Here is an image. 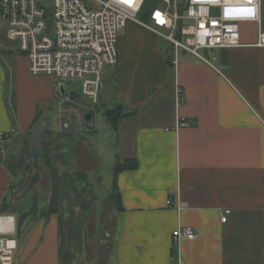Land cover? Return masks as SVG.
Wrapping results in <instances>:
<instances>
[{
  "label": "crops",
  "instance_id": "0c3cea01",
  "mask_svg": "<svg viewBox=\"0 0 264 264\" xmlns=\"http://www.w3.org/2000/svg\"><path fill=\"white\" fill-rule=\"evenodd\" d=\"M240 30L241 45L214 49L213 64L163 45L135 21L121 32L99 100L134 112L113 129L112 159L135 158L138 167L117 175L123 209L115 207L103 264H264V47L256 45L264 0L260 18ZM15 50L0 61V131L11 132L0 146V213L11 212L22 170L10 148L40 119V102L60 94L53 77L31 74ZM46 210L45 203L19 210L14 264H61L60 213ZM180 226L199 235L175 243Z\"/></svg>",
  "mask_w": 264,
  "mask_h": 264
},
{
  "label": "built area",
  "instance_id": "2783aa9c",
  "mask_svg": "<svg viewBox=\"0 0 264 264\" xmlns=\"http://www.w3.org/2000/svg\"><path fill=\"white\" fill-rule=\"evenodd\" d=\"M161 1L144 20L140 13L147 0H0V20L17 51L27 56L31 74L51 76L66 89L68 81L80 79L82 93L98 102L104 70L117 64L120 34L129 21L213 64L214 49L241 45L240 22L260 18L261 0ZM256 45L264 47V31ZM10 138L11 132L0 131V146ZM16 233V215L0 213V264H14ZM198 235L190 226L173 232L175 243Z\"/></svg>",
  "mask_w": 264,
  "mask_h": 264
},
{
  "label": "rangeland",
  "instance_id": "374dc122",
  "mask_svg": "<svg viewBox=\"0 0 264 264\" xmlns=\"http://www.w3.org/2000/svg\"><path fill=\"white\" fill-rule=\"evenodd\" d=\"M161 4V0H147L145 12L151 14L153 8ZM5 23L0 20V61L3 63L7 57L2 54L10 50L16 51L12 39L6 35ZM167 42L163 41L162 44L167 45ZM211 60L215 63L214 59L211 58ZM112 67L108 65L105 71L113 73L114 68ZM67 92L68 94L65 96L58 94L57 98L40 102V119L28 135H24L17 143H14L9 150L8 157L13 163L15 155L16 157L18 155L20 158L18 165L21 167L27 161L32 162L29 156L31 153H39L43 149L35 144V139L41 144L45 139L46 143L53 142L54 145L58 141L68 139L69 135H72L75 140L79 138L87 146V152H84L83 149V151L79 150L80 153L81 151L83 153V156L80 154V162L72 160L73 156L54 160L44 158L40 153L41 168H36L32 162L30 171L25 169L16 171V185L23 179H27L24 191L31 194L26 196L25 201L15 205V213L19 226L21 223L19 210L22 205H32L35 202L37 207L45 203L46 209L59 210L63 256L67 257L68 255L69 264H103L107 260L108 255L105 254L109 246L108 241L105 240H111L110 232L115 227L114 216L117 214L111 200L114 179L112 147L116 139L113 128L106 122L104 116V111L109 105L100 100L94 102L86 97L82 93L80 79L68 81ZM68 98L73 100L68 101ZM76 107H79L80 119ZM87 111L92 112L91 119H85ZM40 120L47 122V127L42 132L35 129ZM65 133L66 136L56 138L57 135ZM24 139H27L28 142L25 143ZM67 143L63 145L66 148L64 152H69L68 147L72 148L71 139ZM24 146L25 148H23ZM61 149L60 147V152ZM27 166L28 164L25 168ZM83 170L100 179V182L95 186V195L91 192V195L83 197L76 191L78 183L67 178L68 173H77ZM35 182L36 184L33 185ZM90 184L94 183L90 181ZM24 223L21 230L22 236L26 234Z\"/></svg>",
  "mask_w": 264,
  "mask_h": 264
},
{
  "label": "trees",
  "instance_id": "16d2710c",
  "mask_svg": "<svg viewBox=\"0 0 264 264\" xmlns=\"http://www.w3.org/2000/svg\"><path fill=\"white\" fill-rule=\"evenodd\" d=\"M140 17H142V19H144V20H149V18H150V14L145 12V6L143 7V9L140 13ZM91 111L88 112L89 115H92L93 111L92 112ZM131 113H134V112H132V111L125 112L123 104L118 103V104H115V106H113V107H107L104 111V116H105L106 122L114 130H116L118 127L119 119L122 116L127 115V114H131ZM64 135H66V133L61 134V135H57L56 138H58L59 136L63 137ZM50 146H52V147L50 148ZM42 147H43L42 156L44 158L56 160V158L64 157V154L59 151V142H56L53 145V142L46 143V140L44 139ZM137 167H138V161L135 158H128V159H125L123 161L117 160L113 166L114 179H113V184H112L111 200H112L114 206L117 208V210L123 209L122 197H121V193L119 191V187H118V183H117V175L119 172H121L123 170L135 169ZM87 174H88L87 171L83 170V171H78L77 173H68L67 178L71 179V180L75 181V183H77L78 181H77L76 176L80 175V178H82V177L85 178ZM76 191H78V190L76 189ZM34 207H35V202L33 203V208ZM49 209L50 208H48L46 210V212L51 213V212L57 211V210H53L54 208H51L50 210ZM173 256L175 259H177L176 250H173ZM61 260H62L61 264H69L68 255H67V257L61 256Z\"/></svg>",
  "mask_w": 264,
  "mask_h": 264
},
{
  "label": "water",
  "instance_id": "95a60500",
  "mask_svg": "<svg viewBox=\"0 0 264 264\" xmlns=\"http://www.w3.org/2000/svg\"><path fill=\"white\" fill-rule=\"evenodd\" d=\"M58 88H59V93L61 94V95H63V96H65V95H67V89H66V84H65V82H59L58 83ZM87 118L89 119L90 118V115H87ZM40 123H38L37 124V126H36V130L38 131V132H42L43 130H44V128H46L47 127V122H46V120H40L39 121ZM35 144L36 145H38L39 147H42V144L41 143H39V141L38 140H36L35 139ZM42 154V150L39 152V153H31L29 156H30V159H31V161L34 163V166L36 167V168H41V164H40V157H41V154ZM28 160V159H27ZM32 162H30V161H27V163H26V165L28 164V166H27V168H24L26 171L28 170V171H30L31 170V165H33V163ZM36 164V165H35ZM98 182H100V179L99 178H97V183ZM27 183V179H23L17 186H16V189H15V192H16V195H15V197H14V201H13V208H12V210H11V212H15V210H16V208H15V205L17 204V203H20V202H23V201H25V199H26V196L27 195H30L31 193H27V192H25L24 190H25V184ZM28 183H29V180H28ZM94 183V185H96L97 183H95V182H93ZM36 184V182L33 184V185H35ZM34 203V202H33Z\"/></svg>",
  "mask_w": 264,
  "mask_h": 264
},
{
  "label": "flooded vegetation",
  "instance_id": "af4514ba",
  "mask_svg": "<svg viewBox=\"0 0 264 264\" xmlns=\"http://www.w3.org/2000/svg\"><path fill=\"white\" fill-rule=\"evenodd\" d=\"M87 115H89V114H87ZM64 136H66V135H64ZM63 136V137H64ZM70 139H71V141H72V143H73V145H72V148H69L68 147V149H69V152H66L65 154L67 155V157L69 156H73V158H72V160L74 159V160H76V161H79L80 162V160H81V156H82V145H80V143H81V141L79 140H75L74 139V137L72 136V135H69L68 136V139L67 138H65V139H63L62 141H58L59 142V147H61L60 145H64V144H68L67 143V141H70ZM75 141H78V142H76L75 143ZM60 149V148H59ZM79 150H82L81 151V153L79 152ZM65 154H64V157H66L65 156ZM80 154H81V156H80ZM66 157V158H67ZM78 162V163H79ZM26 167V164H24V165H22V170L24 169ZM88 173V172H87ZM77 177V183H78V187H77V190H78V192H79V194H81V195H83V197L84 196H89V195H91V192H92V194L93 195H95V189H96V185H94V184H90V181H92V182H95V183H97V177L96 176H91V174L90 173H88L87 175H86V177L85 178H80V175L79 176H76Z\"/></svg>",
  "mask_w": 264,
  "mask_h": 264
},
{
  "label": "bare ground",
  "instance_id": "6f19581e",
  "mask_svg": "<svg viewBox=\"0 0 264 264\" xmlns=\"http://www.w3.org/2000/svg\"><path fill=\"white\" fill-rule=\"evenodd\" d=\"M68 94V93H67Z\"/></svg>",
  "mask_w": 264,
  "mask_h": 264
}]
</instances>
